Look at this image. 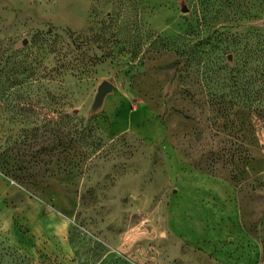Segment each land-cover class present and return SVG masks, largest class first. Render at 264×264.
<instances>
[{"label":"rangeland","instance_id":"rangeland-1","mask_svg":"<svg viewBox=\"0 0 264 264\" xmlns=\"http://www.w3.org/2000/svg\"><path fill=\"white\" fill-rule=\"evenodd\" d=\"M0 264H264V0H0Z\"/></svg>","mask_w":264,"mask_h":264},{"label":"crops","instance_id":"crops-1","mask_svg":"<svg viewBox=\"0 0 264 264\" xmlns=\"http://www.w3.org/2000/svg\"><path fill=\"white\" fill-rule=\"evenodd\" d=\"M161 135H162V132H161V134L158 135V137ZM28 207L29 206H25V207L21 206L20 207V221L23 223L24 227H28L30 225L31 221L33 220V217L34 218L37 217L38 213L41 212L40 206L32 205L30 209H27ZM29 217H31L32 219L29 220ZM11 224H12V222H11ZM10 229H11L9 232V234H11L10 235V242L12 244H18V238L15 236V232L13 231V228H10ZM32 241L35 244L40 243L37 238H34ZM54 244H57V237L51 236L47 240V243L45 245H54Z\"/></svg>","mask_w":264,"mask_h":264},{"label":"water","instance_id":"water-1","mask_svg":"<svg viewBox=\"0 0 264 264\" xmlns=\"http://www.w3.org/2000/svg\"><path fill=\"white\" fill-rule=\"evenodd\" d=\"M186 10V9H185ZM184 10V11H185ZM112 90V85L108 82H103L101 86L98 88L96 98L97 100H101L103 96L108 92Z\"/></svg>","mask_w":264,"mask_h":264}]
</instances>
